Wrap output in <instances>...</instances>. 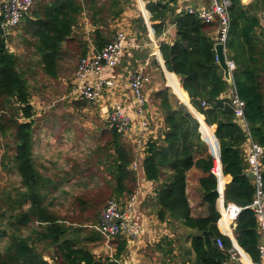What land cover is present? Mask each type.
Segmentation results:
<instances>
[{"label": "trees", "instance_id": "16d2710c", "mask_svg": "<svg viewBox=\"0 0 264 264\" xmlns=\"http://www.w3.org/2000/svg\"><path fill=\"white\" fill-rule=\"evenodd\" d=\"M143 1L147 2L156 38L167 23L175 27L174 41H161L159 51L166 70L179 79L186 102L198 113L192 114L167 83L169 88L150 95V102L163 118V132L162 137L146 142L143 175L145 180L156 183V187L153 195L143 200L140 211L170 224L178 235L174 239L163 238L154 245L153 253L168 257L171 262L176 260L177 251L182 264H224L229 258L231 242L217 228L216 180L210 172L212 157L199 131L201 125L210 134L207 126H215L222 171L224 176L231 177L225 185L224 200L244 208L233 236L251 262L259 264L260 235L254 213L246 208L255 196L253 181L246 173V133L234 120L231 88L216 60L217 35L213 36L216 24H206L194 14L175 13L174 0ZM241 1L230 0V29L225 49L227 59L235 64L234 88L245 104L249 134L264 146V28L258 17L259 12L264 17V0H254L247 6ZM129 2L34 0L12 34H7L1 26L0 14L1 166L19 178L17 186L0 187V264H120L123 260L125 241L120 236L110 243L116 247L112 258L95 256L93 250L105 241L92 226L98 223L106 200L129 198L137 190V175L131 168L134 146L105 123L97 146L101 155L95 161L103 172L99 168L84 172L96 185L108 186L111 193L99 199L69 195L64 188L71 180L67 176V161L59 167L55 161L43 170L34 162L35 113L30 99L40 90L37 87L40 73L47 80H57L65 71L68 59L74 57L77 61L91 47L99 52L110 42L113 36L110 26L120 19ZM142 12L145 15L144 6ZM83 15L93 28L89 33L90 43L76 32ZM142 22V18L134 20L138 30L146 35ZM14 49L21 52L15 53ZM75 70L76 67L71 74ZM85 103L75 101L73 106L82 109ZM262 164L264 168V159ZM192 168L202 173L199 186L207 205V215L203 217L192 216L185 193L186 173ZM227 180L226 177L224 181ZM262 186L264 192V169ZM64 202L68 203V209L61 213L57 208L64 207ZM181 227L187 233H178ZM217 238H221L223 250L217 247Z\"/></svg>", "mask_w": 264, "mask_h": 264}, {"label": "built area", "instance_id": "2783aa9c", "mask_svg": "<svg viewBox=\"0 0 264 264\" xmlns=\"http://www.w3.org/2000/svg\"><path fill=\"white\" fill-rule=\"evenodd\" d=\"M33 3L34 0H1L0 14L3 16L1 26L6 28L7 34L13 33L15 27L32 8ZM230 6V0H208L206 7L201 9L188 7L185 12L196 15L206 24H216L217 43H222L225 47L230 29ZM128 45L127 33L122 29H116L110 42L99 52L91 47L85 56L79 58L72 87V94L76 100L85 101L91 107H99L104 88L114 86L113 80L103 78V72L105 69L117 67ZM227 66L232 74L235 70L234 62L227 59ZM127 82L131 93L130 107L134 117L130 116L127 109L117 105L111 112L106 114L104 121L109 129L115 130L124 140L134 146L135 160L131 168L138 175L139 171L142 170L139 161L145 156L146 142L151 140V137H149L150 118L146 107L148 99L145 94V89L150 83V77L146 67L141 66L130 72L127 76ZM230 88L229 97L234 120L237 124H240L238 126L246 133V143L244 145L245 161L247 163L246 173L252 175L255 187L254 199L246 208L250 209L255 215L257 232L260 235L258 245L259 264H264V192L262 190L264 146L259 145L251 138L244 117L245 104L237 96L234 86ZM201 105L205 106V103L202 102ZM134 123L139 128L137 135L131 133ZM199 131L201 139L208 147L213 162L210 172L216 180V209L219 214L217 228L220 235L229 238L232 245V249L227 251L229 258L224 264H243L241 262L242 255L237 242H235L233 231L236 227L237 218L244 208L231 202H225L224 189L227 183L224 181L225 176L220 162L219 143L212 131L210 134L205 133L201 125ZM141 156L143 157L140 158ZM145 198L146 196L138 187L129 198L120 200L110 198L107 200L100 212L98 223L92 226L104 237L106 245L119 236L125 238L131 247H136L137 242L141 241L143 235H145L144 222L150 223L152 221L151 217L144 216L140 211L141 203ZM152 241L154 239H150L148 243ZM216 245L220 250H223L221 238L216 239Z\"/></svg>", "mask_w": 264, "mask_h": 264}, {"label": "crops", "instance_id": "0c3cea01", "mask_svg": "<svg viewBox=\"0 0 264 264\" xmlns=\"http://www.w3.org/2000/svg\"><path fill=\"white\" fill-rule=\"evenodd\" d=\"M142 1V2H141ZM130 0L135 4V12L131 10L128 6H126L124 12L122 13L119 20H116L113 28L122 29L128 35L129 45L125 49V52L119 61L118 65L114 69H105L103 72V78L108 80L111 79L114 81V86L111 88L105 87L103 91L102 99L100 100L99 107H93L100 119L105 120L106 114L111 112L117 105L124 107L128 110V113L131 117L133 113L130 107L131 93L128 88L127 76L130 72L136 70L141 66L146 67V71L150 77V83L145 89V94L147 95V111L150 118V128H149V137L151 140H155L156 137H162L163 132V118L157 107L150 102V95L158 91L164 87H168L166 83L169 85L171 92L176 96L178 100L181 102H186V97L181 89V85L179 79L176 77L174 73H170L166 70L164 66L163 59L161 57L159 51V43L161 41L166 43H172L175 39V27L171 23H167L165 25L163 33L159 38H156L154 35V30L151 27L150 22V13L146 9L147 2L141 0ZM175 1V13L185 12V9L188 7H192L194 9H201L208 5V0H174ZM254 0H242L241 3L244 6L252 3ZM143 6L145 9V15L143 14ZM262 12H259L258 17L261 21V25L264 28V17ZM137 18H142V24L146 28V35L138 30L137 24L134 23V20ZM80 26L85 31V34L92 32L93 28L89 24L85 15H83L80 19ZM216 30L213 34L214 38L216 35ZM224 52L226 55V49L224 48ZM227 57V55H226ZM174 74V75H173ZM171 78H173V82H171ZM233 78V77H232ZM168 87V88H169ZM230 93V91H229ZM105 122V121H104ZM239 124V123H238ZM237 124V125H238ZM240 125V124H239ZM207 126V125H206ZM213 133H215V126H208ZM207 130L210 131V129ZM241 129V128H240ZM139 132V128L136 123H134L131 133L132 135H137ZM245 149V146H244ZM141 156L140 158H142ZM144 158V157H143ZM142 159H140V167H142ZM248 174V173H247ZM139 180V190L142 191L143 195L146 197L149 195H153L154 188L156 187V183L151 181H147L144 178L143 170H140L138 175ZM202 177V173L196 169L192 168L186 173V188L185 193L187 195L188 203L191 208V214L194 216L196 212H203L205 209L207 210V205L203 201L202 194L200 191L199 180ZM228 178L226 183H229L231 177L226 175L225 178ZM143 214V213H142ZM144 215V214H143ZM145 216V215H144ZM151 217L152 221L150 223L144 222V237L140 242H137L136 247H131L127 240L123 238L125 241V250L126 252L123 254V260H120V264H139L142 256L140 255V251L142 248H145L151 243L153 245L159 243L163 238L174 239L175 235L173 232V228L170 224L166 222H159L153 215L147 216ZM195 217V216H194ZM203 217V216H202ZM158 231V232H157ZM193 233V232H192ZM161 235L163 237H161ZM150 239H154V241L148 243ZM116 241V240H113ZM238 245V244H237ZM240 248V247H239ZM241 249V248H240ZM100 252H109L110 254H114L116 252L115 245L111 246V244H102L99 249H96ZM93 251L94 254L97 251ZM139 252V253H138ZM138 253V254H137ZM168 264L175 263V260L170 262V259L167 260ZM157 263V262H156ZM241 264V263H236Z\"/></svg>", "mask_w": 264, "mask_h": 264}, {"label": "rangeland", "instance_id": "374dc122", "mask_svg": "<svg viewBox=\"0 0 264 264\" xmlns=\"http://www.w3.org/2000/svg\"><path fill=\"white\" fill-rule=\"evenodd\" d=\"M128 7L135 12L134 2H131ZM113 25L110 26V29L114 33L115 28H113ZM76 32L83 34V39L90 43L88 41L89 33L86 35L82 26L79 25ZM14 34L16 35V32ZM14 51L15 53L21 52V50L16 49ZM78 60L76 61L74 57L68 59L65 63V71L57 80H47L41 73L37 79L39 82L37 87L40 90L38 93H34L30 99V105L35 113L33 156L34 162L40 170H43L44 166L51 167L55 161L60 164L57 167L64 165L63 161H67L69 163V167L66 169L67 176H70L71 180L64 188L68 194L73 196L84 195L87 199L91 197L99 199L105 195H110V188L104 184L96 185L84 171L88 168H99L103 172L102 167H96L95 161L101 155L97 150V146L100 143V131L106 127V124L98 117L97 112L93 110L94 108L87 103L82 109L73 106V103L79 100H76L72 94L74 73H71L77 66ZM2 153L3 151L0 149V187L17 186L19 178L12 171L3 169L1 166ZM53 171L56 172L55 169ZM64 204V207L57 208L61 213L68 209V203L64 202ZM206 215V209L203 212L194 214L195 217ZM187 231L184 227H181L178 233H187ZM173 232L175 233L174 228ZM161 237L163 236L161 235ZM153 244L151 243L139 250L142 256L139 264L167 263L168 257H159L155 251L153 253ZM100 247L95 248L93 251ZM96 251V257H113V253ZM175 256L177 257L176 264H182L183 259L178 256L177 251ZM189 264L192 263L189 262Z\"/></svg>", "mask_w": 264, "mask_h": 264}, {"label": "water", "instance_id": "95a60500", "mask_svg": "<svg viewBox=\"0 0 264 264\" xmlns=\"http://www.w3.org/2000/svg\"><path fill=\"white\" fill-rule=\"evenodd\" d=\"M224 45L222 43H216L215 46H214V51H215V54H216V60L221 68V70L223 71V77H224V80L228 83V85L230 87H233L234 86V82H233V78H232V74L231 72L229 71L228 69V66H227V57L225 55V52H224ZM183 104H185V106L188 108V110L193 114H198L192 107L189 103H184L182 102ZM247 177L249 179H252V175L251 174H247ZM236 242V240H235ZM245 253V252H244ZM246 254V253H245ZM247 255V254H246ZM248 256V255H247ZM249 257V256H248Z\"/></svg>", "mask_w": 264, "mask_h": 264}, {"label": "bare ground", "instance_id": "6f19581e", "mask_svg": "<svg viewBox=\"0 0 264 264\" xmlns=\"http://www.w3.org/2000/svg\"><path fill=\"white\" fill-rule=\"evenodd\" d=\"M239 251H240V253H241V262L243 263V264H253L252 262H251V260L249 259V257L244 253V251L242 250V249H240L239 248Z\"/></svg>", "mask_w": 264, "mask_h": 264}]
</instances>
